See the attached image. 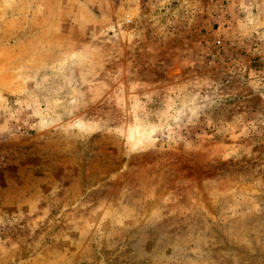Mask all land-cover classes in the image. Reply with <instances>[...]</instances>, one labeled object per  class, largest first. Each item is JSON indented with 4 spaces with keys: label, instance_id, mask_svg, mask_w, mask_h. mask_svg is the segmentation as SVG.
I'll return each mask as SVG.
<instances>
[{
    "label": "rangeland",
    "instance_id": "rangeland-1",
    "mask_svg": "<svg viewBox=\"0 0 264 264\" xmlns=\"http://www.w3.org/2000/svg\"><path fill=\"white\" fill-rule=\"evenodd\" d=\"M0 264H264V0H0Z\"/></svg>",
    "mask_w": 264,
    "mask_h": 264
}]
</instances>
